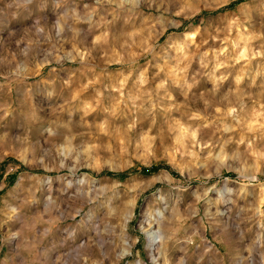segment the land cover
I'll return each mask as SVG.
<instances>
[{
	"label": "rangeland",
	"instance_id": "rangeland-1",
	"mask_svg": "<svg viewBox=\"0 0 264 264\" xmlns=\"http://www.w3.org/2000/svg\"><path fill=\"white\" fill-rule=\"evenodd\" d=\"M0 264H264V0H0Z\"/></svg>",
	"mask_w": 264,
	"mask_h": 264
},
{
	"label": "bare ground",
	"instance_id": "bare-ground-1",
	"mask_svg": "<svg viewBox=\"0 0 264 264\" xmlns=\"http://www.w3.org/2000/svg\"><path fill=\"white\" fill-rule=\"evenodd\" d=\"M150 237V245L152 249H156V245H159V242L162 240V235L160 234V230H153L149 233ZM154 249V250H155Z\"/></svg>",
	"mask_w": 264,
	"mask_h": 264
}]
</instances>
